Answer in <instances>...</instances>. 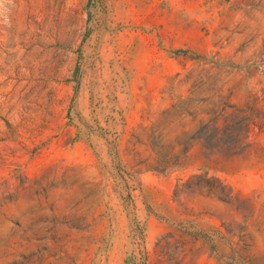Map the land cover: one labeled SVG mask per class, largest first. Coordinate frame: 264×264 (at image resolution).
Returning <instances> with one entry per match:
<instances>
[{
  "label": "rangeland",
  "instance_id": "374dc122",
  "mask_svg": "<svg viewBox=\"0 0 264 264\" xmlns=\"http://www.w3.org/2000/svg\"><path fill=\"white\" fill-rule=\"evenodd\" d=\"M227 98L245 152L151 170ZM0 264H264V0H0Z\"/></svg>",
  "mask_w": 264,
  "mask_h": 264
},
{
  "label": "trees",
  "instance_id": "16d2710c",
  "mask_svg": "<svg viewBox=\"0 0 264 264\" xmlns=\"http://www.w3.org/2000/svg\"><path fill=\"white\" fill-rule=\"evenodd\" d=\"M219 68L220 65L212 66V69ZM190 101L191 99L183 101L182 104ZM173 108L175 109V106ZM255 112L252 107H240L230 102L228 98L220 101L205 113L206 117L199 120L193 130H183L171 143H151V148L157 155L156 163L150 167L151 170L166 174L185 159L197 143H201L212 152H225L231 155L245 152ZM186 114L191 116L189 113Z\"/></svg>",
  "mask_w": 264,
  "mask_h": 264
}]
</instances>
